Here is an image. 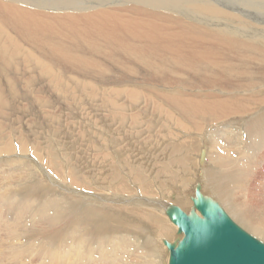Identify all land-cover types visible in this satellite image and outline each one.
<instances>
[{
  "label": "bare ground",
  "instance_id": "obj_1",
  "mask_svg": "<svg viewBox=\"0 0 264 264\" xmlns=\"http://www.w3.org/2000/svg\"><path fill=\"white\" fill-rule=\"evenodd\" d=\"M123 4L133 7H126L128 13L119 14V17L111 14V9L117 10ZM98 6L108 7L109 10H105L104 14L92 15L91 12ZM32 7H45L53 11H37ZM62 9L66 12L54 11ZM86 13L91 14L82 15L85 18V22L81 24L84 32L78 36L75 29L78 26H71L65 19L71 18L72 21L81 23L71 14ZM129 13H134L136 19H131ZM238 13L247 21L239 18L241 16L238 17ZM106 20L117 21L128 31L120 33L119 38L113 33L106 34L102 26ZM68 29L76 33L75 38H71L72 43L68 41V35L59 32H66ZM129 29L138 32V35H134ZM191 31L198 34L203 31L212 40L213 46L205 45L208 41L203 44V41L196 40L193 53L183 54L180 50L182 44L179 45L178 40L181 42L184 37H190ZM198 34L196 37H199ZM7 69L10 70L6 71ZM190 73L192 78L187 76ZM146 74L150 75V81H156L160 77L162 83H170L169 86L164 84L167 86L164 96L166 100L170 99L169 102L161 97L159 99L162 105H159L160 113L155 123L162 124L165 131L161 134V147H156L157 149L150 147L154 145V140L144 141L138 137L139 133H147L152 128L151 125L144 123L133 127V123H141V116H129L126 113L128 110H132L131 114L140 110L139 103L143 97L135 87L140 86L141 81H148L143 77ZM1 84L7 86L13 101H18L20 94L16 89L17 84H23L24 89L29 90H25L23 98L28 113L23 116L17 112L18 117L15 118L7 114L1 115L6 108L14 112L15 104L8 102L11 100L5 102L3 93L0 92V128L8 130L9 121L17 126L18 131L13 140L18 150L16 154L12 153V139L8 135L1 137L0 134V226L14 240V244H19L21 236L25 234L19 232L26 227V222L31 231L39 233L24 237L26 240L22 247L30 241H36V244L39 242L38 246L42 251L47 247L45 255L49 259L48 264H127L126 260L131 262L138 257L146 262L150 259L152 264H156V252L149 249L153 245L152 237L142 228L152 227L157 234L168 237L175 231V237L171 241L166 240L173 244L181 241L184 234H177L176 226L173 231L168 230L167 225L166 228L164 225L160 226L159 220V223L156 222V211L157 214L164 215L170 203L165 205L166 202H161L166 201L165 199L158 200L154 196L164 198L189 187V190L177 196L186 197L187 200L189 198L191 205L186 206L188 212L192 207L191 193H194L197 183L202 184L201 189L206 196L215 201L214 197L217 196L224 203L231 204L234 210L227 205L228 214L236 218L234 220L245 230L264 241V219L260 217L261 214L257 215V210L251 208L253 205L250 206L248 196L249 180L256 169L249 154L264 151V0H232L227 5L210 0H0ZM196 84L197 90L209 92H203V96L210 98L209 100L201 97L199 91L193 92L192 96H183L185 90H195L188 85L196 87ZM213 85L221 86L223 90L214 92L219 88H213ZM126 86H133L135 89L131 87L130 90ZM175 86H180L179 89L182 88L184 92ZM76 88L80 89L81 94L88 91L87 97L95 95L98 107L115 104L114 98L119 96H125L129 101L122 112L119 108L105 111L109 112L107 116L117 120L114 126L110 125L114 123L111 121L97 123V119L103 114L102 108V111L98 108L99 115L76 114L79 119L86 116L92 118L82 121L84 125L89 124L95 129V135L92 134L95 142L84 146H70L67 143L65 147L61 141L67 136L79 137L83 129L81 124L77 122L79 127L70 130L67 120L66 123L60 120L54 122V117L52 123L55 126H49L43 120L45 118L38 117L33 109L40 106L42 99H38L35 105H31V100L36 94L47 90L58 94H78L74 91ZM251 88L254 89L252 93L238 91ZM247 96L248 101L245 99ZM233 97L237 100H231ZM45 98L44 101L47 99ZM244 99L247 101L244 104L237 103ZM45 104L46 108L50 107L49 102ZM148 114L150 115L149 112ZM240 115L243 118L245 115L249 116V119L244 122L241 119V122L238 121L241 123L239 125H232L231 122L224 125H221L224 122H218L215 125V120L232 118L234 122ZM197 119L213 127L204 128L201 124L198 132L197 129L194 133L185 132L188 128L193 129L192 125ZM186 123L189 125L186 126ZM70 124L76 123L70 121ZM61 126L64 128H60ZM230 126L233 128H226ZM208 132L210 134L207 138ZM27 133H30L31 139ZM44 133L50 137L49 140L41 137ZM182 138L189 140L182 141ZM200 138L202 147L193 168L189 165L190 158L187 155L199 145ZM98 139L101 140L100 143ZM56 141L62 147L57 154L52 147ZM158 141L159 139L156 142ZM144 142L148 145L143 146ZM165 142L173 144L175 148L169 157L163 160L156 158L147 162L138 161V153L149 158L151 153L160 150L162 155ZM232 142H235L234 146ZM202 152L203 159L200 158ZM84 154L90 155L82 167V160L78 155ZM111 155H114L118 163L116 169L111 167ZM62 162L66 163L65 167H62ZM151 165H157L158 168L149 170ZM54 166L59 170L56 174L60 171L63 174L62 168L69 170L70 186L66 182V188L72 189H64L62 184L57 185L54 179L53 181L45 174ZM194 178L196 181L191 183ZM126 179L131 180L130 185L126 184ZM159 179L162 180L161 184ZM260 185L263 187L261 190H264V183ZM77 186L90 191L85 190L83 193L73 189L78 188ZM155 187L157 191L154 190ZM133 191L137 195H133ZM96 192L107 194L102 196ZM109 193L116 195L108 196ZM120 193L122 196H119ZM141 195L144 197H140ZM124 196L129 198L123 199ZM237 196H241L239 202ZM177 197L171 202L176 204ZM75 198L80 200L78 207L69 204V200L75 201ZM257 208L263 210L261 205ZM4 213H12L15 217L11 220L4 217ZM39 226L42 228L37 229ZM46 228L51 229L50 232L46 233ZM158 228L162 231L157 230ZM161 240L156 242L166 248L164 241L160 243ZM7 249L9 248L0 240V257ZM166 252L168 260L166 263L164 258L162 264L169 262L167 248ZM22 253L24 251L20 248L13 249L11 257L14 260L11 261L19 262L15 259L20 254L22 256ZM38 259L37 262H41Z\"/></svg>",
  "mask_w": 264,
  "mask_h": 264
},
{
  "label": "rangeland",
  "instance_id": "obj_2",
  "mask_svg": "<svg viewBox=\"0 0 264 264\" xmlns=\"http://www.w3.org/2000/svg\"><path fill=\"white\" fill-rule=\"evenodd\" d=\"M75 2L76 1H79V0H74ZM210 1H217V3L218 4H224V5H227V4H229L231 1L230 0H210ZM219 1V2H218ZM4 2V1H3ZM84 2H86V1H84ZM112 2V1H111ZM99 7V6H98ZM131 8V7H133V5H120L118 8L119 9H117V10H115V9H111L110 10V12H111V14H114V15H118V17L120 16L119 14H121V15H123L124 13L126 14V13H128L126 10H127V8ZM112 8H116V7H112ZM32 9H34V10H37V11H40V10H46L47 8H45V7H32ZM47 10H49V11H53L52 9H47ZM105 10H109L108 9V7H99V8H96V10L95 11H92L91 13H92V15H94L95 13H103L104 14V12H105ZM54 11H57V12H66V10H64V9H62V10H54ZM91 13H86V14H76V15H73V14H71L72 16H74V18H76L78 21H80L81 23H76V22H74V21H72L71 20V18H69V19H65V22L66 21H68V22H70L71 23V26L72 25H77L78 27H75V29L77 30V35L79 34V35H82V33L84 32V28L83 27H81V24L83 23V22H85L84 21V17L82 16V15H87V14H91ZM110 13H108V15H109ZM239 14V13H238ZM238 14H236V15H238ZM56 15H58V14H56ZM129 15H130V18L131 19H136L135 18V15H134V13H129ZM239 16H241V17H239ZM238 17L239 18H241V19H245L246 21H247V19L245 18V17H243L241 14H239L238 15ZM129 21V20H128ZM113 26H112V25ZM102 26H103V28H104V33H106V34H110V33H113V35L114 36H116V37H118L119 38V34L121 33V34H125L128 30H127V28H122V26L117 22V21H114V20H106V21H104L103 23H102ZM195 26H197L196 24H195ZM236 26V25H235ZM200 28V27H199ZM109 29H111V31H109ZM113 29V30H112ZM123 30H126L125 32H122ZM129 31L131 32V33H133L134 35H138V32H132L130 29H129ZM167 31H169L170 33H172L170 30H167ZM61 34H63V35H68L69 36V40L68 41H70V43H72V41H73V39H71V38H75L74 37V34H75V36H76V33L75 32H71L69 29H68V31H59ZM71 32V33H70ZM87 32V31H86ZM66 33V34H65ZM70 35H69V34ZM191 33V36L190 37H188V36H186V37H184L185 39H183L184 40V42H182L183 40H181V42L178 40V44L180 45V44H182V45H180V47H181V52L183 53V54H185V55H189V54H191V53H193L192 51L195 49V42H196V40H201V42L204 44L205 42H207L208 41V43H206L205 45H209V46H213V43H212V40H210V38L206 35V34H204L203 33V31L201 32V33H199L198 34V32H195V31H191L190 32ZM196 34H198L199 35V37L197 36L196 37ZM78 35V36H79ZM72 36V37H71ZM199 38V39H198ZM190 39V40H189ZM205 39V40H204ZM188 42H187V41ZM195 40V41H194ZM186 41V42H185ZM191 41V42H190ZM184 43H186L187 45H184ZM190 46H193V47H190ZM185 48V49H184ZM187 48V49H186ZM183 49V50H182ZM189 49V50H188ZM187 52V53H186ZM241 66H239V69L241 70V68H240ZM21 68H23V67H21ZM23 69H25V68H23ZM8 70H10V69H7L6 71H8ZM10 72V71H9ZM189 78H192L191 76H192V73H190V74H188L187 75ZM16 77V76H15ZM143 77H145V79L146 80H148V81H141L140 82V86H138L137 85V87H135V88H138V89H135L133 86H126L127 88H129L130 90H132V88L133 89H135L136 91H138L139 93H140V95L143 97L142 99V101L139 103V106H140V110H138L137 112H135V111H133V113L131 114V111L132 110H128V111H126V113H127V115H129V116H136V115H139L140 114V116H141V123H139V124H132V126L133 127H139L140 125H142V124H144V123H148V124H150L151 125V129L149 130V131H147V133L146 132H143V135H142V133H139L138 134V137H139V139L140 140H144V141H146V140H154L153 142H154V145H151L150 147H153L154 149H157L158 147L160 148L161 147V142H162V139H161V134H162V131H165V128L162 126V124H156L155 122L157 121V119H158V115H159V110H160V106L162 105V102H160L159 101V99H160V97L162 98V100H164V101H167V102H169V100L167 99L166 100V98H165V96H164V94H165V90H166V88H167V86H169L170 85V83H162L161 81H162V79L160 78H158L156 81H150L149 79H150V75L149 74H146V76L144 75ZM149 77V78H148ZM200 80V79H199ZM166 82H168V81H166ZM5 83V82H4ZM154 84V85H153ZM167 85L166 87H165V85ZM184 85V84H183ZM198 84H196V87H195V85H188L191 89H195V90H193V91H190V90H185V92L183 91V90H181V89H179L180 88V86L178 87V86H175V88L176 89H179V90H181L182 92H184L183 93V96H185V95H188V94H190L189 96H192L194 93L193 92H196V91H199V90H197L196 88H198V86H197ZM248 85V84H247ZM21 86V87H20ZM115 86V85H114ZM114 86H111V87H114ZM17 87H19V88H17ZM132 87V88H131ZM184 87H185V85H184ZM216 87V85H213V88H215ZM25 88V86H23V84H17L16 85V89L18 90V93H20L19 94V96H18V101H16V100H11V98H12V95H11V93L8 91V89H7V86L5 87L4 86V84H1L0 85V92H2L3 93V97L5 98V102H7V100H11V101H8L9 103H14L15 104V108L13 109V111L14 112H12V111H9L7 108H6V111H4L3 113H1V115H9V116H11V118H15V117H18V115H17V112L18 113H20V114H22L23 116H24V114H26V113H28V111H27V105H25V103H24V101H23V98H24V96H25V90H27V91H29L28 89H24ZM42 88H46V87H40V89H42ZM116 88V87H115ZM216 88H219L218 90H213L214 92H216V91H219L220 90V92L223 90L222 89V87L220 86V87H216ZM248 88H249V85H248ZM253 88V87H252ZM240 89V90H238L239 92H244V93H246V92H248L249 91V93H252L253 92V90L254 89ZM245 90V91H244ZM20 91V92H19ZM75 92H77L78 94H76V93H74V94H72V95H69V94H58V93H56V92H54V91H51V92H48V90L47 91H45L44 93H38V94H36L35 96H33V98H32V100H31V105H35V104H37V102H38V99H42V101H41V103H40V106L42 107H40V106H36V108H33V109H35L34 111H35V113H36V115L38 116V117H40L41 119H43V117L45 118V119H43V120H45V121H47L48 122V125L49 126H55V124H54V122H56V121H58V120H60L61 122H64V123H66L65 121L67 120V124H69V125H67V127H69L70 128V130H72V129H76L77 127H79V125L77 124V122H79L80 124H81V127L83 128L82 129V132L80 133V136L78 137L77 135L76 136H74V137H70V136H67V138H65V140L63 139L61 142L63 143V145L65 146V147H67V143L70 145V146H73V145H76V146H84V145H86L87 143H89V142H92V143H94L95 142V138L93 137V135H95L94 133H95V129L94 128H92L89 124H86L85 123V125H84V122L82 121V120H86V119H89V117H83V119H79L78 118V116L76 115V114H82V113H84L85 115H87L88 113H90V114H95L96 113V115H99V112H97L98 111V108L99 109H103L104 111H102V109H101V111L103 112V116L102 115H100L99 117L100 118H98L97 119V123H98V121H99V124H105V123H108L109 121H111V122H114V123H112V124H110L111 126H114V125H116V119H113V118H111V117H109V116H107V115H109V112H105V111H114L116 108H119V110H120V112H122L123 111V109L125 108V106H126V104L128 105V101L129 100H126L125 99V96H119V97H117V98H114V100H115V104H110V105H108L107 107L106 106H103V107H98V104H99V102L98 101H96V97H95V95L93 96V97H87V95H88V91H86L85 93H83V94H81L80 93V89L79 88H76L75 90H74ZM205 91L207 92V93H209L207 90H202V91H199L200 92V96L201 97H203L204 99H206L204 96H203V94L205 93ZM21 92H23L22 94H21ZM204 92V93H203ZM30 93V92H29ZM49 93V94H48ZM52 93V94H51ZM24 94V95H23ZM44 94V95H43ZM47 94V95H46ZM79 94H81V95H79ZM185 94V95H184ZM57 95V96H56ZM61 95H63V96H61ZM8 96H9V98H8ZM37 96V97H36ZM40 96V97H39ZM48 96V97H47ZM80 96V97H79ZM158 96V97H157ZM21 97V98H20ZM39 97V98H38ZM47 99H46V98ZM67 97V98H66ZM72 97H73V99H74V101H73V99H72ZM82 97H84L83 98V101H82ZM87 97V99H85ZM8 98V99H7ZM46 99V101H44L43 99ZM48 98H50V99H48ZM66 98V99H65ZM76 98H78V99H76ZM79 98H80V100H79ZM90 98H91V100H90ZM164 98V99H163ZM60 99V100H59ZM149 99V100H148ZM210 98H207L206 100H209ZM246 100L247 99H249V96H247L246 98H245ZM239 100L237 103H242V104H244V102H247L246 100ZM65 100L67 101V102H65ZM77 100H78V102L79 103H77ZM86 102H85V101ZM145 100H146V102H145ZM161 100V99H160ZM231 100H237V99H234V97H233V99L231 98ZM73 101V102H72ZM149 101V103L147 104V102ZM19 102V103H18ZM45 102H49V104H50V107H47L46 108V104H45ZM57 102V103H56ZM82 102V103H81ZM97 102V103H96ZM155 102V103H154ZM51 103H52V105H51ZM146 103V104H145ZM158 103V104H157ZM77 104H78V106H77ZM84 104H85V106H84ZM88 104V105H87ZM93 104H94V106H93ZM154 104V105H153ZM20 105V106H19ZM24 105V106H23ZM153 105V106H152ZM160 105V106H159ZM26 106V107H25ZM73 106V107H72ZM88 106V107H87ZM24 107V108H23ZM40 107V108H39ZM83 107H86V109H88L89 108V110H86V109H84ZM95 107V108H94ZM159 107V108H158ZM39 108V109H38ZM80 108H82V109H80ZM147 108V109H146ZM22 109V110H21ZM51 109V110H50ZM77 109V110H76ZM84 109V110H83ZM143 109V110H142ZM82 110V111H81ZM91 110V111H90ZM93 110V111H92ZM149 110H151V111H149ZM153 110H154V113H153ZM168 110L169 111H171L170 110V108L168 107ZM237 110V109H236ZM45 113H44V112ZM79 111V112H78ZM144 111V112H143ZM158 111V112H157ZM39 112V113H38ZM41 112V113H40ZM42 112H43V115H42ZM92 112V113H91ZM94 112V113H93ZM148 112L150 113V115L148 114ZM157 112V113H156ZM236 112H239V110H237ZM47 113V114H46ZM143 113V114H142ZM48 115V117L47 116H45V115ZM73 114V115H72ZM249 114V113H248ZM51 115V116H50ZM56 115V116H55ZM63 115L65 116V117H63ZM102 116V117H101ZM150 116V117H149ZM157 116V117H156ZM54 117H56L55 119H54V122L52 123V121H53V119L52 118H54ZM242 115H240L239 117H237V119L234 121V122H232V118L230 119V118H226V119H219L218 121L217 120H215V122H217V123H215V125L216 124H218V122L219 123H221V122H224L223 124H221V125H224L225 123H227V122H231V124L232 125H236V124H241L240 122L242 121V122H244L245 120H248L249 119V116H244V118L242 117ZM247 117V118H246ZM51 118V119H50ZM86 118V119H85ZM239 118V119H238ZM79 119V120H78ZM90 119L92 120V118L90 117ZM153 121H152V120ZM154 119H155V121H154ZM229 119H230V121H229ZM242 119V120H241ZM4 120H6V118L4 119ZM69 120V121H68ZM70 121H72L73 123L75 122L76 124H70ZM238 121H240V122H238ZM13 122V121H12ZM69 122V123H68ZM237 122V123H236ZM153 123H155V124H153ZM201 124L204 126V128L205 127H213V126H209V124L207 125H205V122H203V121H201L200 119H197L196 120V123H193V125L194 126H199V127H195L194 128V126L192 125V128L194 129H189L188 127V130H185V132H191V133H194L195 132V130H196V132H198L199 130H200V128H201ZM63 125V124H62ZM72 125V126H71ZM109 125V126H110ZM155 125V126H154ZM160 125V126H159ZM187 125H189V123H186V126ZM11 126V127H10ZM158 128H157V127ZM226 126V125H225ZM88 127H89V129H88ZM8 130H6L5 131V128H0V134H1V137H4V135L6 136V135H8V137H9V139H12V144L14 143V138L16 137L15 136V134H17L18 133V131H16V128H17V126L13 123H11V122H9L8 121ZM60 128H64V127H60ZM155 128H157V130H155ZM220 128H223L222 126H220ZM225 128V127H224ZM226 128H228V129H231V128H233L232 126H230V127H226ZM245 128V127H244ZM40 130H43V129H40ZM184 131V130H183ZM152 132V133H151ZM178 132H180V130H178ZM201 133V132H200ZM205 133V132H204ZM3 134V135H2ZM93 134V135H92ZM171 134H172V131H171ZM210 133L208 132V134H207V138H208V135H209ZM219 134H221L220 132H219ZM92 135V136H91ZM197 135H201V134H197ZM215 135H217V133L215 134ZM27 136H28V138L29 139H31V137H30V133H27ZM218 136H220V135H218ZM41 137H44V138H48L47 140H49L50 139V137H48L45 133L43 134V135H41ZM91 137H93V138H91ZM155 137V138H154ZM180 137H182V136H180ZM193 138H194V136H192ZM88 138V139H87ZM206 138V139H207ZM86 139V140H85ZM159 139V141L158 142H156L157 140ZM196 139V138H195ZM205 139V140H206ZM76 140V141H75ZM105 140H106V138H105ZM184 140H189V139H184V138H182V141H184ZM201 140H202V138H200L199 139V145L195 148H193V151H192V153L191 154H188L187 155V157L188 158H190V166H192L193 168H195V164L196 163H194L195 162V160L197 159V156H198V154L200 153L199 152V149H200V147H202V144H201ZM209 140V139H208ZM81 141V142H80ZM94 141V142H93ZM106 141H108V140H106ZM78 142V143H77ZM101 142V140L100 139H98V143H100ZM59 142L58 141H56L55 143H54V145L52 146L53 147V149L55 150V153L56 152H60V149H62V147L60 148V143L58 144ZM74 143V144H73ZM149 143H151V142H149ZM11 144V146H12V153L13 154H16L17 153V147H16V145H15V143L12 145ZM56 144V145H55ZM175 144V143H174ZM232 144H233V146L235 145V142H232ZM148 145V143H146V142H144L143 143V146H147ZM59 146V147H58ZM169 146V147H168ZM207 146V145H206ZM56 147V148H55ZM157 147V148H156ZM173 147V148H172ZM57 148H59V149H57ZM57 149V150H56ZM80 150V149H79ZM169 150V151H168ZM172 150V151H171ZM15 151V152H14ZM162 151V150H161ZM175 151V148H174V145L172 144H170L169 142H165V144H164V153L161 155V153H160V150H158V151H156V152H154V153H151V155H149V158H146V157H144V154H142V153H138L137 155V159H138V161H142V162H147V160L148 161H151V160H153V159H156V158H159L160 160H163V159H165V158H167V157H169L173 152ZM160 153V154H159ZM168 153H170V154H168ZM57 154V153H56ZM4 155H6V154H4ZM89 155L90 154H84V155H78V157H79V159H80V161L82 160V162H80V164L82 165V167L84 166V163L86 162V160H88V158H89ZM159 155H160V157H159ZM260 155V156H259ZM111 157H112V159H113V165L111 166L112 168H114L115 167V169H116V167H117V162H116V159H115V157H114V155H111ZM152 157H154V158H152ZM263 157V158H262ZM249 158L250 159H253L254 161H253V165L255 164V166H256V169H255V171L253 172V175H252V179L251 180H249V186H248V196H249V203H250V206H254V208H253V206L251 207L253 210H257L256 212H257V215H258V213L259 214H261L260 215V217H263V219H264V202H261V200H263L264 201V190H261V189H263V187L260 185V183L261 184H263L264 183V151H259V153H255V154H249ZM67 163H69V161H66ZM72 163L74 164V162L72 161ZM259 163V164H258ZM44 164V163H43ZM65 164L66 163H64V162H62V167H65ZM87 164V163H86ZM115 165V166H114ZM155 166H157V165H151V166H149L148 167V169L149 170H154V168L155 169H157L158 168V166L157 167H155ZM153 167V168H152ZM196 168H197V166H196ZM56 170V171H55ZM258 170V171H257ZM46 171V170H45ZM50 173H49V172ZM66 171V172H65ZM69 170H67V169H65V168H62V172H63V174L61 173V171H60V173L59 174H56V173H58L59 172V170L57 169V167L56 166H54L51 170H47L46 172H45V174L50 178V179H54L53 181L55 182V183H57V185L59 184V185H61L62 184V187L64 188V189H67V190H69L70 188L72 189V187H69V188H66L67 187V185L68 186H70V177H69V174H70V172H68ZM65 172V173H64ZM48 173V174H47ZM66 176H65V175ZM122 174H123V172H122ZM137 174V173H136ZM194 175H195V173H193ZM263 175V176H262ZM262 176V177H261ZM260 177V178H259ZM61 178H64V179H61ZM256 179V180H255ZM41 180L43 181V179L41 178ZM63 180H64V182H63ZM194 180H195V178L193 179V180H191V183L192 182H194ZM159 181H160V184H161V182H162V180H160L159 179ZM196 181V180H195ZM66 182H67V185H66ZM125 182H126V184L127 185H130V182H131V180H129V179H126L125 180ZM256 182V183H255ZM257 182H259V183H257ZM174 183H171V185H173ZM66 185V186H65ZM157 185V184H156ZM202 185V184H201ZM72 186V185H71ZM78 188H76V187H73V189L75 188L76 190H79L80 192H83V193H85V190H87V191H90V190H88V189H85V188H81V186H77ZM82 189H84L83 191H82ZM256 189V190H255ZM260 189V190H259ZM154 190L155 191H157V187H155L154 188ZM185 190H189V187H186V189H184V190H182L181 192H183V191H185ZM252 191H253V193H252ZM91 192H94L95 193V191H91ZM163 192L165 193V191L163 190ZM180 191H178V192H176V193H174L173 195L171 194V195H167V196H164V198L163 197H159L158 195L157 196H154L155 198H157L158 200H161V199H165L166 201H161V202H166L165 203V205H167L168 203H171V204H174V205H176V206H185V207H179L180 209L182 208V210H185L186 212H187V209H188V207H186L187 205H191V203H190V200H189V198H188V200H187V198L186 197H177L180 193H181ZM88 193V192H87ZM103 193V194H102ZM135 193L136 192H134L133 191V195H135ZM262 193V194H261ZM80 194V193H79ZM96 194H99V192H96ZM105 194H107V192H101L99 195H102V196H104ZM132 194H129L131 197H132ZM253 194V195H252ZM58 195V194H57ZM84 195V194H83ZM114 195H116V194H114V193H109L108 194V196H114ZM128 195V196H129ZM136 195H137V193H136ZM144 195H146L147 196V194H144ZM191 195H193V193H191ZM214 195V194H213ZM240 195V194H239ZM118 196V195H117ZM119 196H122V194L120 193V195ZM126 196V195H125ZM124 196V197H125ZM125 197V198H123V199H126V198H129V197ZM143 195H141L140 197H142ZM215 196V195H214ZM213 196V197H214ZM253 196V197H252ZM255 196V197H254ZM144 197V196H143ZM176 197H177V201H176V204L174 203V202H171V201H175V199H176ZM215 199H216V201L219 203V205L222 207V209L225 211V213H227V215L233 220V222H235L243 231H245L247 234H250L252 237H255L257 240H260L261 242H263L264 243V241H263V239L262 238H260V237H257L255 234H253L252 232H250V231H247V230H245L240 224H238V222L237 221H235L234 219H236V218H234L233 216H231V214H228V212H227V208H226V206L227 207H229L230 209H232V210H234L233 209V207H232V205L231 204H226V203H224L223 202V200L220 198V200L217 198V196H215L214 197ZM238 200V202H239V200H241V196H237L236 197ZM250 198H252V199H250ZM76 199L77 198H75V201H74V199H72V201H70L69 200V204L72 206V204L75 206V207H78V205H79V202H80V200H78L77 199V201H76ZM259 200H260V202H259ZM257 201H258V203H257ZM71 202V203H70ZM258 205H257V204ZM77 205V206H76ZM257 205V206H256ZM261 205V208H262V206H263V210L262 209H260L259 210V208H257L258 206H260ZM231 206V207H230ZM258 211H260V212H262L263 213V215H262V213H260V212H258ZM157 212L158 211H156V213H155V220H156V222H158V220H159V225L160 226H162L163 227V225H164V227L166 228V226L165 225H167V229L168 230H173L174 231V229L176 230V227H174V225L173 224H171L170 222H167L168 220H167V218H164L165 216L163 215V214H157ZM234 212V211H233ZM234 213H236V212H234ZM237 214V213H236ZM159 215L160 216V218H158L157 216ZM238 215V214H237ZM4 217H9L11 220L13 219V217H15V215L14 214H12V213H10V214H7V213H4V215H3ZM233 217V218H232ZM162 218V219H161ZM166 219V220H165ZM10 220V221H11ZM163 220H164V222H163ZM25 224V226L26 227H24V228H22L21 229V231L19 232V233H24L25 232V234L24 235H22L21 236V239H20V242H19V244H14V240L3 230V228L0 226V240L2 241V244L5 246V247H7V248H9V249H7L2 255H1V257H0V260L2 261H0L1 262V264H19V262H20V264H48L47 263V261H49V259L47 258V256L45 255V251H46V249H47V247H45L44 249H43V251H44V253H43V251L42 250H40V248H39V246H38V243L36 244V241H35V243L32 241V243H31V241L30 242H28V243H26V245L25 246H23L22 247V245L25 243V240L26 239H23L24 237H28V235L29 236H34V233L35 232H38V231H31L32 229L31 228H29V226H28V224L26 223V222H24ZM162 223V224H161ZM168 225H170V226H168ZM12 226H13V224H12ZM28 226V227H27ZM171 227V228H170ZM173 227V228H172ZM13 228H14V226H13ZM42 227L41 226H39L37 229H41ZM26 229V230H25ZM48 229V230H47ZM146 233H148V234H150L151 235V237H152V240H151V244H153L152 246H150L149 247V249H150V251H155L156 252V256H155V258H154V260H155V262H156V264H162V261L164 262V258H166V263H167V260H168V253L166 252V248L165 247H163L162 245H160V244H158L157 242L158 241H160L162 238L163 239H165V240H172V238H174L175 236L174 235H176V234H174V232H173V235L171 236V237H168L167 235H160V234H157L153 229H152V227L151 228H149V227H143L142 228ZM160 228H158L157 230H159ZM45 231H46V233H48V232H50V230L51 229H49V228H46V229H44ZM156 230V231H157ZM160 231H162V229H160ZM5 232V233H4ZM30 233V234H29ZM39 233V232H38ZM156 233V236H154V234ZM27 234V235H26ZM153 237H154V239H153ZM168 237V238H167ZM158 238V241L156 240V239ZM170 238V239H169ZM142 240H143V242H144V239L142 238ZM153 240H155V241H153ZM157 241V242H156ZM154 242H156V243H154ZM35 245H34V244ZM161 243V242H160ZM35 246V248H33V246ZM154 244H156V245H154ZM158 244V245H157ZM162 244V243H161ZM22 249L23 251H24V253H22V256H18V259H15V260H18L19 262H13V261H11V260H14L12 257H11V252H12V250L14 249V250H17V249ZM28 248V249H27ZM12 249V250H11ZM30 249V250H29ZM11 250V251H10ZM33 250H35V252L33 251ZM26 251V252H25ZM28 252V253H27ZM32 252V253H31ZM38 252H40L39 254H40V256H38L39 254H38ZM5 253H6V255H5ZM8 253H10L9 254V257H8ZM26 253V254H25ZM38 254V255H37ZM25 255V256H24ZM30 256V257H29ZM34 258H32V257ZM134 256H136V254L135 255H133V257ZM5 259H4V258ZM23 257H25V258H23ZM39 258V259H38ZM37 259L38 260H41V262L40 261H38L37 262ZM137 259H139V260H137ZM158 260V261H157ZM4 261V262H3ZM126 261H128L127 262V264H135V263H132V262H136L137 264L139 263V264H141V263H143V264H152L151 263V260L149 259L148 260V262H146V260H142V259H140L139 257L138 258H134V260L132 259L131 260V262H130V260H126ZM138 261V262H137ZM152 261H153V259H152ZM10 262V263H9Z\"/></svg>",
  "mask_w": 264,
  "mask_h": 264
},
{
  "label": "water",
  "instance_id": "obj_3",
  "mask_svg": "<svg viewBox=\"0 0 264 264\" xmlns=\"http://www.w3.org/2000/svg\"><path fill=\"white\" fill-rule=\"evenodd\" d=\"M201 159L204 153H201ZM195 185L188 212L168 204L165 217L184 234L173 244L164 241L168 264H264V243L242 231L219 203Z\"/></svg>",
  "mask_w": 264,
  "mask_h": 264
}]
</instances>
